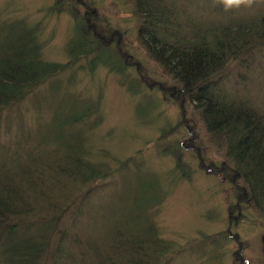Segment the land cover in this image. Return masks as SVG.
I'll return each mask as SVG.
<instances>
[{
	"label": "trees",
	"instance_id": "obj_1",
	"mask_svg": "<svg viewBox=\"0 0 264 264\" xmlns=\"http://www.w3.org/2000/svg\"><path fill=\"white\" fill-rule=\"evenodd\" d=\"M130 1L138 17V41L177 88L181 122L191 121L184 114V107L191 104L205 132L223 149L219 165L189 159L195 168L206 167L230 185L227 223L242 205L264 214V0H252L251 5L238 8H225L222 0H202V5L193 1L192 8L204 14L179 0ZM64 7L76 19L77 43H68V51L74 45H93L83 56L92 52L91 60H95L105 55L111 60L110 68L117 69L120 84L137 93L141 80L124 70L127 55L117 45L116 32L99 30L94 15L90 17L92 25L85 23L76 0H63L51 9L58 13ZM39 36L38 21L29 25L21 18L0 16V264H167L166 257L169 260L176 252L185 253L178 247L168 256L173 248L160 236L156 216L165 196L158 177L147 168L144 173L126 169L131 162L142 163L139 154L116 161L111 169L88 158L89 131L102 122L95 99L62 101L72 110L59 117L54 145L45 161L39 160L35 148L19 149L28 158L36 151L42 165L32 170L28 160L17 154L32 130L25 137L23 133L11 134V112L20 103L30 102L28 94L53 73L52 63L40 54ZM171 88L161 91L169 95ZM150 95L141 92L137 104ZM187 131L173 136L174 126L163 128L150 142L156 153L173 158L174 170L183 178H188L191 170L184 168L180 149L196 145L192 129ZM10 144L16 153L13 157L9 156ZM114 173L117 177L111 178ZM115 180L129 182L124 184L126 197L116 188L104 191ZM41 185L48 190H41ZM50 190L56 191L58 202L48 201L51 207L37 209L38 201ZM89 201L100 215H112L113 223L97 241L73 237L78 244L73 254L62 237L70 231L69 223L81 216L93 217ZM225 233L206 235L196 244L203 249L209 244L204 252L208 255ZM242 260L248 264L246 258Z\"/></svg>",
	"mask_w": 264,
	"mask_h": 264
},
{
	"label": "rangeland",
	"instance_id": "obj_2",
	"mask_svg": "<svg viewBox=\"0 0 264 264\" xmlns=\"http://www.w3.org/2000/svg\"><path fill=\"white\" fill-rule=\"evenodd\" d=\"M62 1L0 0L1 17H10L11 20L21 18L29 25L38 21L39 40L42 42L40 54L43 60L51 62L53 66L49 79L28 94L31 95L30 102L20 103L11 112V134L23 133L25 137L32 130L17 150L23 146L35 148L39 160L45 161L47 151L54 145L59 117L72 110L65 107L62 101L68 104L70 101L95 99L101 110L102 122L89 131L88 152L91 154L88 153V158L101 168L111 169L115 167L116 161L129 160L139 154L142 163L131 162L126 169L132 173H144L147 168L158 177L165 196L156 216L160 236L173 248L168 256L178 247L185 249V253L176 252L169 260L166 257L167 264H244L242 258H246L248 264H264V214L251 206L242 205L239 214L234 212L232 221L227 223L225 210L232 199L229 196L230 185L206 167L195 168L189 159L192 157L197 161L202 160L201 163L219 165L224 159L223 149L205 132L191 104L184 107V114L191 121L186 124L181 122V110L176 104L180 98L177 88L137 39L138 17L132 2L76 0L78 11L84 14L85 23L92 25L90 17L94 15V24L99 30L104 33L116 32L114 35L119 38L117 45L127 55V61L122 65L124 70L133 78L141 80L137 93L129 92L120 84L119 74L114 71L117 69L110 68L111 60L108 61L105 55L95 60H91L92 52L83 56L93 45H74L77 50L73 51V47L71 52L68 51V43L73 40L77 43L74 36L76 19L71 17L65 7L58 13L55 8L51 9ZM179 1L190 9H194L193 1L202 5V0ZM194 10L201 14L202 10ZM74 60L73 64L63 68ZM168 87H172L169 95H164L161 90ZM141 92L151 95L137 104ZM171 126H174L173 136L188 133L187 130L192 129L196 145L188 144L184 146L185 150L180 149L184 152V168L191 170L188 178H183L174 170V160L170 155L158 154L150 147V142L155 140L160 130ZM13 147L10 144L11 157L16 154L12 152ZM36 151H33L31 158L25 156L22 150L17 153L28 160L26 164L32 170L42 165ZM115 177L117 175L114 173L111 178ZM127 183L121 184L115 180L104 191L112 192L116 188L123 191L126 197L124 184ZM39 188L48 190L44 185ZM58 200L56 191H46L38 201L40 205L36 207L47 209L52 206L47 205L48 201L57 203ZM88 204L94 211L93 217L86 219L81 216L80 220L69 223L72 227L62 237L65 247L73 254L78 246L73 237L97 241L103 235L104 228L113 223L112 215L102 216L92 202ZM220 231L226 233L205 255L209 244L203 249L196 241L203 242L206 235ZM233 251H237V255Z\"/></svg>",
	"mask_w": 264,
	"mask_h": 264
},
{
	"label": "clouds",
	"instance_id": "obj_3",
	"mask_svg": "<svg viewBox=\"0 0 264 264\" xmlns=\"http://www.w3.org/2000/svg\"><path fill=\"white\" fill-rule=\"evenodd\" d=\"M225 8L240 7L241 5H251L252 0H222Z\"/></svg>",
	"mask_w": 264,
	"mask_h": 264
}]
</instances>
